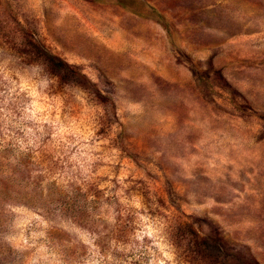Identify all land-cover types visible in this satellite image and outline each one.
<instances>
[{"label":"rangeland","instance_id":"374dc122","mask_svg":"<svg viewBox=\"0 0 264 264\" xmlns=\"http://www.w3.org/2000/svg\"><path fill=\"white\" fill-rule=\"evenodd\" d=\"M0 264H264V0H0Z\"/></svg>","mask_w":264,"mask_h":264}]
</instances>
